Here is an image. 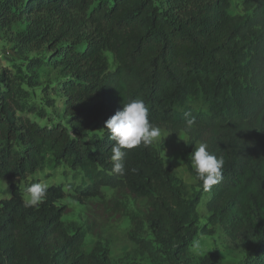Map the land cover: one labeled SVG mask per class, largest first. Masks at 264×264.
I'll use <instances>...</instances> for the list:
<instances>
[{
    "label": "trees",
    "instance_id": "trees-1",
    "mask_svg": "<svg viewBox=\"0 0 264 264\" xmlns=\"http://www.w3.org/2000/svg\"><path fill=\"white\" fill-rule=\"evenodd\" d=\"M242 4L243 13L232 14L231 0H0V30L23 22L17 44L53 54L66 118L43 122L42 109L21 101L11 71L0 77V179L10 183V197L0 201V264H114L101 241L83 251V227L67 223L58 204L64 185H48L39 206L25 205L20 182L44 167L48 153L81 175L69 186L78 201L110 188L147 202L145 213L130 214L128 238L153 264H193L204 196L201 231L219 226L250 247L235 264H264V0ZM74 12L85 17L83 27ZM133 98L145 101L151 122L188 136L191 194L154 144L126 149V174L112 173L115 142L105 122ZM200 141L225 160L221 181L207 191L191 162Z\"/></svg>",
    "mask_w": 264,
    "mask_h": 264
},
{
    "label": "rangeland",
    "instance_id": "rangeland-1",
    "mask_svg": "<svg viewBox=\"0 0 264 264\" xmlns=\"http://www.w3.org/2000/svg\"><path fill=\"white\" fill-rule=\"evenodd\" d=\"M242 1L231 0L232 14L243 13ZM72 14L77 24L83 27L85 17L77 12ZM24 28L25 23L19 22L13 26L10 33L0 30V77L8 73V70L11 71V77L17 82L21 101L42 109L47 115L43 122L48 120L64 122L65 97L59 90L62 81L61 69L53 65V54L48 50L25 49L17 44V33ZM108 56L110 67L114 68L116 66L114 56L112 53H108ZM30 117L36 118L37 115L32 114ZM161 129L162 136L154 145L161 150L165 163L184 180L188 193L191 194L196 181L183 161L188 136L182 131L171 132L165 128ZM35 182L47 185L62 184L68 189L67 196L58 204L66 207L63 219L67 223L76 222L83 227L86 233L84 252H89L98 241H101L109 249L114 264H153L149 256L128 238L132 226L130 214L145 213L147 211L145 200L135 198L126 190L105 188L103 198L78 201L74 187L69 188V186L80 185L81 175L67 165L56 162L51 153L47 154L44 167L27 180L21 181L20 185L26 188ZM8 197H10V183L2 178L0 201ZM209 197L204 196L198 207L199 230L191 243L190 258L193 264L214 258L221 264L238 263L251 251L250 247L232 241L219 226L214 227L213 234H205L201 231L207 224L209 216L205 205Z\"/></svg>",
    "mask_w": 264,
    "mask_h": 264
},
{
    "label": "clouds",
    "instance_id": "clouds-1",
    "mask_svg": "<svg viewBox=\"0 0 264 264\" xmlns=\"http://www.w3.org/2000/svg\"><path fill=\"white\" fill-rule=\"evenodd\" d=\"M150 109L142 98L130 99L123 104L106 122L105 128L110 138L115 142L111 147L110 161L112 173L124 176L126 174V149L140 146L148 148L162 136L160 126L149 119ZM186 130L195 126V118L190 111L184 113ZM191 162L198 181L207 191L222 179L225 160L223 156L216 155L208 142L200 141L191 154ZM136 172L137 169H130ZM49 186L46 183L35 182L25 188V205L39 206L46 198Z\"/></svg>",
    "mask_w": 264,
    "mask_h": 264
}]
</instances>
